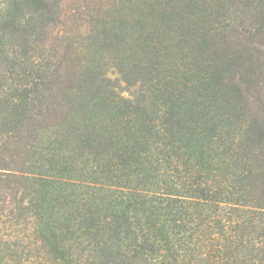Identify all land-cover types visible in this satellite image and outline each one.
Instances as JSON below:
<instances>
[{
    "label": "trees",
    "instance_id": "trees-1",
    "mask_svg": "<svg viewBox=\"0 0 264 264\" xmlns=\"http://www.w3.org/2000/svg\"><path fill=\"white\" fill-rule=\"evenodd\" d=\"M0 264H264V0H0Z\"/></svg>",
    "mask_w": 264,
    "mask_h": 264
},
{
    "label": "rangeland",
    "instance_id": "rangeland-1",
    "mask_svg": "<svg viewBox=\"0 0 264 264\" xmlns=\"http://www.w3.org/2000/svg\"><path fill=\"white\" fill-rule=\"evenodd\" d=\"M134 91V89H125V91L122 92V95L125 97V98H130V93H132Z\"/></svg>",
    "mask_w": 264,
    "mask_h": 264
}]
</instances>
